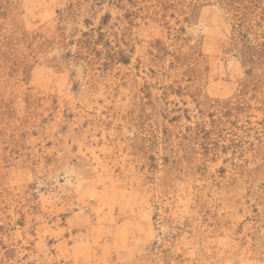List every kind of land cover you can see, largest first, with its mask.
I'll return each instance as SVG.
<instances>
[{
    "label": "rangeland",
    "instance_id": "374dc122",
    "mask_svg": "<svg viewBox=\"0 0 264 264\" xmlns=\"http://www.w3.org/2000/svg\"><path fill=\"white\" fill-rule=\"evenodd\" d=\"M0 264H264V0H0Z\"/></svg>",
    "mask_w": 264,
    "mask_h": 264
}]
</instances>
